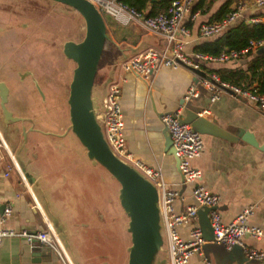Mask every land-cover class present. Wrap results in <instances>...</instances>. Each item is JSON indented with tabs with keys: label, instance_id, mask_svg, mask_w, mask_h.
Wrapping results in <instances>:
<instances>
[{
	"label": "crops",
	"instance_id": "0c3cea01",
	"mask_svg": "<svg viewBox=\"0 0 264 264\" xmlns=\"http://www.w3.org/2000/svg\"><path fill=\"white\" fill-rule=\"evenodd\" d=\"M227 1L229 0H215L205 14L197 13L192 21L191 12L184 18L183 23L189 30L188 37L180 38L186 42L183 51L185 55L195 60L194 49L215 39L201 38L198 34L199 27L209 22ZM235 1L237 0L231 5L233 9L239 2H248L243 17H260L261 11L255 9L252 0L237 1V4ZM109 21L112 29H106V44L110 39L112 48L108 52V60L106 58L103 63L100 81L93 84L91 93L95 116L102 110L101 101L109 86L120 84L125 149L134 160L145 167L159 170L164 182L183 194L184 202H176V211L193 204L192 186L181 180L175 158L164 152L165 130L161 122L162 114L181 111L183 116L184 106L189 103L192 108L201 112L202 117L216 122L223 130L234 135L241 133L245 137H252L257 147L241 140L229 142L219 137L201 135L204 148L191 165L201 171L200 185L220 197L217 210L223 222L228 223L244 210L250 209L247 224L264 231V114L245 100L226 93L211 103L209 92L194 82L199 77L183 67H161L154 72L147 85L136 75L124 72L121 67L130 56L141 54L151 46H162L165 38L149 34L134 23L122 26L111 19ZM104 53H107L106 49L102 57ZM250 60L251 57L244 55L238 60L225 63L200 64V69L207 75L219 69L245 70ZM4 84L8 89L6 109L18 121L5 122L0 108V229L34 234L46 231L47 221L64 247L57 230L62 232L59 227L66 200L62 196L67 197L69 184L68 162H38L40 159L36 155L37 149L42 152L45 148L49 154L48 160L53 154H60L62 135L56 133V139L51 144L53 139L49 131L50 119L47 112L42 114L38 109L31 115L25 113L17 105L19 95L15 86ZM191 85L197 87L198 96L185 101ZM43 100L44 98L41 102ZM36 122L41 123L40 128L35 125ZM58 128L56 125L52 129ZM76 141L79 143L77 138ZM71 169L74 173L70 184L78 189L83 184L82 164L80 167L73 164ZM91 186H87V190L92 191L93 184ZM7 205L11 206L12 211L4 219L3 211ZM189 228L190 226L179 228L182 239L187 238ZM243 245L264 251V239L257 241L246 237ZM41 246L23 238H4L0 242V264H64L56 250ZM164 253L166 256V251ZM202 255L212 264H236L231 260L229 250L213 241L204 243ZM188 264H202L201 256H193ZM243 264H264V260L247 259Z\"/></svg>",
	"mask_w": 264,
	"mask_h": 264
},
{
	"label": "built area",
	"instance_id": "2783aa9c",
	"mask_svg": "<svg viewBox=\"0 0 264 264\" xmlns=\"http://www.w3.org/2000/svg\"><path fill=\"white\" fill-rule=\"evenodd\" d=\"M88 1L103 17H107L122 26H128L132 23L137 24L145 32L165 38L162 46H151L141 54L130 56L121 67L124 72L134 74L144 82H149L154 72L161 67L175 69L181 67L182 64L201 70L200 64L225 63L238 60L248 52H255L264 47V41L251 42L248 49L240 52H223L218 56L196 53L193 55L195 58L193 60L184 54L186 42L180 38L189 36V30L185 27L183 20L190 14L196 0H175L164 12L150 18H146L118 0ZM247 4L248 2H239L233 11L222 20L203 23L199 27V36L201 38H216L236 23L243 22L253 25L260 22L261 17H243ZM252 5L257 10H264V0H252ZM196 14L191 16V21ZM209 77L212 82L205 78H198L197 85L209 92L211 103L217 101L220 95L225 93L224 90H229L235 97L245 99L248 104L264 114V95L251 91V88L245 89L223 83L215 74H211ZM197 92V87L191 85L184 98L185 101L197 98ZM121 93L120 84H111L107 94L101 101V112L97 116L94 114V116L100 128L103 127L102 136L112 154L133 168L156 188L159 225L166 236V259L168 264H188L193 256H201L202 264H212L202 255V247L205 241L197 215L202 208L210 209L207 216L213 230V242L221 244L226 250L239 246L247 259L264 260V251H257L243 245V239L246 237L257 241L264 239L262 229L247 224L250 209L244 210L228 223L223 222L221 214L217 210L220 197L200 185L201 171L193 168L191 162L201 155L204 148L203 138L190 125L181 122V111L164 113L161 116V122L171 139L175 156L179 160V172L184 183L192 186L193 204L176 211V202H184L183 194L170 188L162 179L159 170L145 167L141 162L134 160L125 149ZM6 151L9 153L7 147ZM15 168L18 169L17 165H15ZM22 179L26 185L25 179L23 177ZM11 211V206L7 205L3 211V218L9 217ZM45 222L47 230L34 234L15 233L11 230L0 229V242L7 237L23 238L28 242L36 241L44 247L56 250L64 264H72L52 226L47 221ZM185 226H190V228L187 231V238L182 239L179 235V228Z\"/></svg>",
	"mask_w": 264,
	"mask_h": 264
},
{
	"label": "rangeland",
	"instance_id": "374dc122",
	"mask_svg": "<svg viewBox=\"0 0 264 264\" xmlns=\"http://www.w3.org/2000/svg\"><path fill=\"white\" fill-rule=\"evenodd\" d=\"M107 28L112 29L110 21ZM82 32V20L72 9L46 0H0V37L7 38L0 44V83L15 86L19 95L17 105L25 113L31 115L38 109L42 114L47 112L51 144L56 133L62 135L60 154H53L48 160L45 148L42 152L37 149L36 155L38 162H68L69 184L67 197L62 196L66 200L59 227L62 232L57 233L72 264H127L131 237L129 219L120 205V186L87 156L71 131L67 83L75 64L65 57L63 47ZM111 48L108 39L107 53L101 55L93 84L99 83ZM35 125L40 128L41 123ZM56 125L59 128L52 129ZM73 164L83 167V184L78 189L70 184ZM91 184L93 190H87ZM160 235L162 248L152 264H168L164 253L166 236L161 226Z\"/></svg>",
	"mask_w": 264,
	"mask_h": 264
},
{
	"label": "water",
	"instance_id": "95a60500",
	"mask_svg": "<svg viewBox=\"0 0 264 264\" xmlns=\"http://www.w3.org/2000/svg\"><path fill=\"white\" fill-rule=\"evenodd\" d=\"M47 1L60 7H68L82 18L83 32L75 40L66 42L63 47L65 57L75 64L67 83L69 88L67 104L71 131L85 148L87 156L101 165L120 186V205L129 219L128 232L131 237L127 264H152L154 256L161 250L163 244L160 235L157 190L151 182L112 154L103 139L100 125L93 112L92 87L107 39L104 18L88 0ZM181 67L199 78H205L212 82L209 75L199 69L182 64ZM194 82L197 84V80ZM224 91L226 94L234 96L231 91ZM7 96V87L4 83H0V108L4 120L5 122L18 121L6 109ZM200 113L199 110L192 108L187 103L183 109L181 122L190 125L200 135L219 137L229 142L241 140L257 147V143L252 137H245L241 133L234 135L227 132L220 128L216 122L202 117ZM163 136L165 140L164 152L175 158L176 168L179 172V160L175 156V150L166 130ZM181 180H183L182 176ZM209 211L208 208H202L197 214L205 242L213 241V230L207 216ZM229 254L231 260L236 264H243L247 261L239 246L229 250Z\"/></svg>",
	"mask_w": 264,
	"mask_h": 264
},
{
	"label": "trees",
	"instance_id": "16d2710c",
	"mask_svg": "<svg viewBox=\"0 0 264 264\" xmlns=\"http://www.w3.org/2000/svg\"><path fill=\"white\" fill-rule=\"evenodd\" d=\"M118 1L123 5L135 10L136 12L141 13L146 18H150L156 16L161 12H164L175 0H155V2H151L152 0ZM237 1H235L236 4L238 3ZM214 2L215 0H198L197 2H195L191 9V16L195 13L205 14L211 8ZM233 2L234 0H229L225 4H223L215 13V15L210 18L209 22L220 21L227 15H229L233 11V8H231ZM77 15L82 20L81 16L79 14ZM260 17L262 18V20L253 25L245 24L243 22L236 23L235 25L227 29L222 35L215 38L213 41L204 42L203 44L198 45L194 49V52L199 54L218 56L223 52H240L246 50L249 48L251 42L264 41V10L261 11ZM103 18L104 21L107 20V22L105 23L107 25L110 19L107 17ZM5 41H7L6 36H1L0 44L4 43ZM105 45L106 41L103 46V51L105 49ZM246 56L251 57V60L245 70L219 69L214 70L212 73L216 74L223 83L243 87L245 89L251 88V91L264 95V47L261 52L260 49H258L255 52H248Z\"/></svg>",
	"mask_w": 264,
	"mask_h": 264
}]
</instances>
